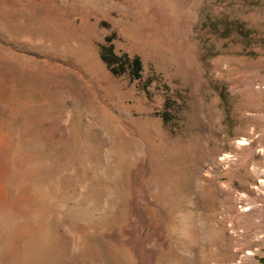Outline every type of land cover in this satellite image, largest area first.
<instances>
[{
  "label": "rangeland",
  "instance_id": "1",
  "mask_svg": "<svg viewBox=\"0 0 264 264\" xmlns=\"http://www.w3.org/2000/svg\"><path fill=\"white\" fill-rule=\"evenodd\" d=\"M106 252L264 264V0H0V264Z\"/></svg>",
  "mask_w": 264,
  "mask_h": 264
},
{
  "label": "bare ground",
  "instance_id": "2",
  "mask_svg": "<svg viewBox=\"0 0 264 264\" xmlns=\"http://www.w3.org/2000/svg\"><path fill=\"white\" fill-rule=\"evenodd\" d=\"M101 249H104V248H101ZM106 254H107L106 257L108 258L107 264H125V262H123L121 259L114 257V254L112 255L111 253H107V252H106ZM100 255H101V253H100Z\"/></svg>",
  "mask_w": 264,
  "mask_h": 264
},
{
  "label": "trees",
  "instance_id": "3",
  "mask_svg": "<svg viewBox=\"0 0 264 264\" xmlns=\"http://www.w3.org/2000/svg\"><path fill=\"white\" fill-rule=\"evenodd\" d=\"M133 64L136 66V68L138 67L139 65V58L138 57H134L133 60H132Z\"/></svg>",
  "mask_w": 264,
  "mask_h": 264
}]
</instances>
